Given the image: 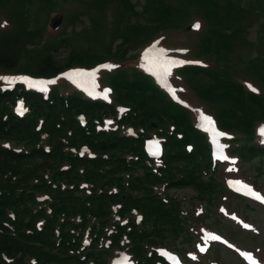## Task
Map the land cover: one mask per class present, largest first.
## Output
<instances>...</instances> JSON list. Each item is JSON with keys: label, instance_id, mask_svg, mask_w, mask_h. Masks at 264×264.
I'll return each mask as SVG.
<instances>
[{"label": "trees", "instance_id": "1", "mask_svg": "<svg viewBox=\"0 0 264 264\" xmlns=\"http://www.w3.org/2000/svg\"><path fill=\"white\" fill-rule=\"evenodd\" d=\"M4 2L0 0V9ZM121 3L133 11L130 0ZM160 7L163 20L168 7ZM209 14L216 22L207 16L202 19L203 42L213 34L229 38L232 30L219 32L220 28L212 23H221L220 19L212 11ZM22 16H15L19 25ZM11 21L8 30L0 31V69L23 71L19 68L27 59L20 55L26 52L13 58L4 49L8 43L18 44V31L6 33L15 28ZM169 26L172 24L160 29ZM127 41V37L123 38L122 45ZM202 48L205 50L203 44ZM198 56L209 58L205 54ZM98 57L69 52L66 58L59 59L57 48L47 47L34 66L37 75L57 77L47 96L21 85L4 89L0 79V264H107L105 253L113 246H121L122 234L132 241L130 250L137 257L136 264H158L160 257L153 245L165 232L176 235L183 228L177 206L164 200L155 188L160 184L165 190L190 187L200 199L213 194L216 199L225 188L214 176L217 164H212L206 136L197 128L190 110L170 101L136 66L120 67L106 79L114 90L112 103L61 90L63 80L59 75L66 67L92 64ZM217 67L218 63L185 66L179 74L190 87L187 78L197 73L192 69L208 70L205 72L220 78L214 86L229 89L219 92V97L229 102L225 106L218 104L221 100L195 89L200 98L214 106L218 124L235 133L233 152L247 160L258 157L261 162L264 149L255 141V124L264 119V111L257 115L264 109V90L253 92L235 77L236 73L227 76ZM257 81L264 87V76L258 74ZM19 98L26 111L17 114L14 105ZM117 105L128 109L118 116ZM80 113L85 117L83 125ZM234 115L235 124L231 121ZM105 116H111L117 127L104 128ZM128 126L132 134L125 131ZM150 133L163 137L165 149L158 167L143 148V139ZM186 143L192 144L190 150ZM81 145L92 155L81 152ZM42 195L46 196L39 199ZM132 209L142 214L140 226L132 219L129 224L121 223L112 215L130 216ZM85 232L88 244L82 241ZM106 239L110 240L107 245ZM145 244L149 246L146 252ZM142 254L145 259L139 258Z\"/></svg>", "mask_w": 264, "mask_h": 264}, {"label": "rangeland", "instance_id": "2", "mask_svg": "<svg viewBox=\"0 0 264 264\" xmlns=\"http://www.w3.org/2000/svg\"><path fill=\"white\" fill-rule=\"evenodd\" d=\"M130 2L133 6L132 12L121 3V0H5L3 3L5 6H1L3 8L0 9V31L8 30L13 20L15 28L6 33L18 31L19 38L16 40L18 44L8 43L4 49L13 58L21 51L26 52L20 56L27 59L25 65L19 68L23 71L16 69L8 73L29 71L32 72L30 74L37 75L34 68L35 63L45 55L47 47H56L59 59L66 58L69 52L91 58L106 54L101 59L98 57L100 60L93 59L92 64L72 65L75 68H90L103 62L112 64L111 67L98 70L91 77L93 81L101 80L99 84L87 80L89 86L84 87L87 92L103 97L109 92L106 85L109 82L106 79L120 67L127 69L126 65L141 68L139 51L142 47H148L146 56L150 60L149 63L155 66L168 81V86L173 93L180 95L192 111L194 121L196 122L197 118L202 128H213L214 119L211 115L214 114V106L211 103L208 106L199 97L200 94L195 88L211 96L212 99L221 100L218 102L220 106H225L228 101H226L227 98L219 97V92L226 93L229 89L226 86L221 89L216 88L214 84L220 83L218 80L220 78L205 72L208 70L192 69L197 73L187 80L193 88L184 81L180 74H177V70L170 78L172 68L167 69L168 74L165 68L163 69L157 63L161 55L184 56L191 60L199 58L206 65L218 63L216 69L225 72V75L230 76L236 73L235 77L238 76L247 88L249 83V86L253 85L259 92L262 90L257 76L258 74L264 76L263 0H130ZM161 5L168 7L163 8L167 10L163 20L160 17ZM210 11L214 12V17L220 19L218 21L221 23H212L216 28H220L219 32L229 33L230 29L232 30L233 33L229 35V38L213 34L211 37H206V42H203L202 19L207 16L212 21ZM19 14H23L21 25L15 18ZM60 15L62 16L60 24L53 28L52 22ZM187 22L188 25H185ZM194 23H197L199 27L193 26ZM170 24L172 26L160 29ZM221 27L229 29L222 30ZM56 32L60 34H55ZM125 37L129 41L122 45ZM200 46L201 51L205 53L200 52ZM109 48L110 52H108ZM114 53L124 56H115ZM202 54L210 59L198 56ZM106 56L118 59L130 58L126 61V59L116 60ZM210 71L214 72V70ZM220 71L217 72L220 73ZM71 72L74 73V71ZM0 73L3 72L0 70ZM65 75L71 76V73L67 72ZM186 75H189V71ZM148 76L152 81L154 80L150 73ZM154 76L158 79V72L155 71ZM61 80H63L61 81L63 92L82 94L77 84L69 80ZM230 104L233 105L232 102ZM234 104L238 107L243 106L242 103ZM215 107L217 109V104ZM263 111L264 109L261 113L257 112V115L261 116ZM199 113L202 115L196 117ZM205 116H211L207 117L212 120L210 124ZM231 121L235 124L237 117L231 116ZM228 131L232 135L235 134L231 130ZM210 135L213 141L214 137L211 132ZM231 145L234 144L231 143ZM216 146L221 148L222 145ZM217 163L218 167L214 174L216 180L223 181L224 184L230 180L242 183L255 188L264 195L263 160L260 162L257 157L242 160L237 154L232 153ZM203 177L206 179L205 175ZM155 190L162 198H165L164 200L169 199L173 205L177 206V217H180L179 224L183 228L178 232H182L179 236H177L178 233L174 236L173 233L165 232L162 238H158L160 240L155 247L158 248L157 251L165 252L161 250L165 249L168 252L179 254L184 264H253V262L264 264L263 206L229 191L220 193L218 199L214 198V194L200 199L196 197L198 192L190 187H170L165 190L160 184ZM201 210L202 212L198 213ZM136 214L130 216L124 214L121 219H126L127 224H129V219H132L134 224L140 226ZM112 215L118 219L114 214ZM203 216L204 222L200 219ZM239 218L243 221L241 222ZM195 219L198 220L195 222ZM150 224L147 222V226ZM200 224H203L202 230L199 229ZM206 233H209L211 245L205 253L199 254L195 243L200 241V235ZM211 236H217L220 239L214 240ZM129 244H132V241L126 238L125 245L122 249H118L119 252H113L117 248L107 251L105 253L107 264H131L136 261L137 257L128 248ZM147 245H144L145 252L149 248ZM139 258L145 259L143 254Z\"/></svg>", "mask_w": 264, "mask_h": 264}, {"label": "snow or ice", "instance_id": "3", "mask_svg": "<svg viewBox=\"0 0 264 264\" xmlns=\"http://www.w3.org/2000/svg\"><path fill=\"white\" fill-rule=\"evenodd\" d=\"M196 27H199V26L197 25ZM161 51H163V50H161ZM167 63H168V64H175V63H187V62H184V61L176 62V61H171V60H169V61H167ZM165 72H167V68H165ZM0 79H7V78H0ZM205 119L208 121L209 124L211 123L210 118H207V117H206ZM262 131H264V130H262ZM242 187L246 188V189L248 190V192L254 196V198H256V199H258V200H261V202L264 203V199H261V197H260L258 194L253 193L252 190H251V188H250L249 186H247V185H242ZM245 227H248V225H245ZM211 239L218 240V239H220V238L217 237V236H211ZM201 251H203V249H201ZM246 255H247V254H246ZM247 258L251 259L250 256H247ZM253 264H255V262H253Z\"/></svg>", "mask_w": 264, "mask_h": 264}, {"label": "water", "instance_id": "4", "mask_svg": "<svg viewBox=\"0 0 264 264\" xmlns=\"http://www.w3.org/2000/svg\"><path fill=\"white\" fill-rule=\"evenodd\" d=\"M59 23V20L53 22V26L56 27Z\"/></svg>", "mask_w": 264, "mask_h": 264}]
</instances>
